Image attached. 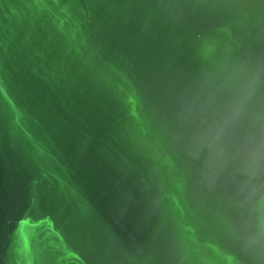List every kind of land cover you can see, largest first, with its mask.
<instances>
[{
    "label": "water",
    "instance_id": "95a60500",
    "mask_svg": "<svg viewBox=\"0 0 264 264\" xmlns=\"http://www.w3.org/2000/svg\"><path fill=\"white\" fill-rule=\"evenodd\" d=\"M0 264H264V0H0Z\"/></svg>",
    "mask_w": 264,
    "mask_h": 264
}]
</instances>
